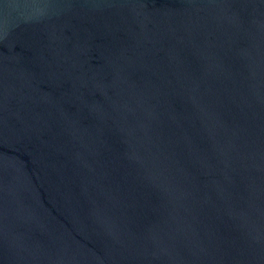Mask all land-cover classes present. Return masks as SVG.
Wrapping results in <instances>:
<instances>
[{"label":"water","instance_id":"water-1","mask_svg":"<svg viewBox=\"0 0 264 264\" xmlns=\"http://www.w3.org/2000/svg\"><path fill=\"white\" fill-rule=\"evenodd\" d=\"M0 264H264V0H0Z\"/></svg>","mask_w":264,"mask_h":264}]
</instances>
